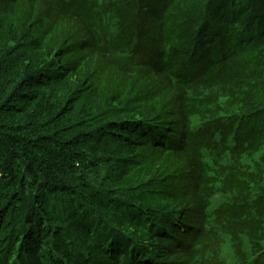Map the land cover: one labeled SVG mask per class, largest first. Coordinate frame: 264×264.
<instances>
[{
	"label": "trees",
	"instance_id": "1",
	"mask_svg": "<svg viewBox=\"0 0 264 264\" xmlns=\"http://www.w3.org/2000/svg\"><path fill=\"white\" fill-rule=\"evenodd\" d=\"M0 264H264V0H0Z\"/></svg>",
	"mask_w": 264,
	"mask_h": 264
}]
</instances>
